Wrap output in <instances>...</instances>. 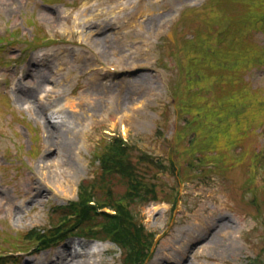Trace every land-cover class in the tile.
Instances as JSON below:
<instances>
[{"label":"rangeland","instance_id":"rangeland-1","mask_svg":"<svg viewBox=\"0 0 264 264\" xmlns=\"http://www.w3.org/2000/svg\"><path fill=\"white\" fill-rule=\"evenodd\" d=\"M3 1L0 0V3ZM16 1L20 5L19 12H31L30 15L39 22L45 19L47 24L44 27L48 33L66 40V43L53 46H37V52L63 49L69 63L56 76L61 84L57 99H46L43 105H39L33 102L36 103L34 97L40 74L21 73L25 58L11 59L13 65L7 67L3 66L5 60L2 59L0 247L6 252L13 248L20 250L14 252L18 261L6 259L3 264H50L69 244L77 252L84 247L89 251V246L102 249L98 264L121 263V254L114 245L79 239L72 236L74 230L63 242L37 254L30 253L32 249H28L31 247L27 244L28 240L9 236L16 231H21L20 236H24L30 228L44 226L46 221L57 224L60 219L53 218L56 216L54 208L81 197V193L77 192L79 182L85 183V186L92 185L94 194L90 192L88 199L96 200L97 193L103 194L101 199L105 197L106 191L98 188V182L107 186L108 183L100 177L98 163L92 154L105 142L103 133H119L128 139L133 147L132 156L145 151L151 159H161V169H154L156 177L148 180L154 186L148 184L145 195L146 199L155 201L121 205L125 212L131 209L136 222L143 226L147 240L155 237L145 264H150L152 260L166 264L168 258L179 264L264 262V176L257 174L252 177L253 168L264 174V168L255 166L259 152L257 144L264 146V68L259 66L258 72H255L256 68L248 71L252 74L249 78L252 87H258L256 92L259 97L255 98L252 92H248L247 97L242 89L239 98L233 97L230 101L222 95L232 91L224 84L237 86L239 81H230L231 75H225L224 83L217 80L229 68L228 61L222 60L212 69L214 79L210 77L212 81L206 84V88L211 94L215 92L219 96L216 99L210 95L209 103L204 102V116L210 118L214 114L215 118L222 117L224 127L222 120L213 124L212 130L222 129L220 137L215 138L213 133L217 131L213 132L206 125V136L190 149L187 141L192 130L183 127L182 117L193 109L194 104L196 110L202 111L204 89L202 82L197 81L193 85L192 80L185 82L179 77L180 72L186 74V69L176 70L175 61L179 59L176 58L173 43L176 39L177 47L189 45V41L180 38L181 28L187 29L184 35L188 34V37V32H195L204 25L203 22H215L213 27L221 28V19L250 8L249 16L254 17L246 16L243 42L232 56L234 70L240 73L248 69L253 55L258 56L256 51L264 48V0H247V4L234 8L232 12L213 8L198 14L191 13V19L181 20L178 24L175 22L179 13L187 6H199L204 0H58L59 3L48 6L40 5L48 4L44 0H28L26 5V0ZM60 14H67L68 19L58 21L53 18V15ZM16 15L19 16V13ZM10 18V13H0V19L8 21ZM214 18L221 19L216 21ZM16 20L20 23L19 17ZM33 22L30 20L27 24ZM52 23L58 26L54 28ZM9 24L14 26L12 21ZM86 30H90V36H87ZM15 34L22 36L18 31ZM198 36L201 45L205 36L202 32ZM25 38H28V32ZM90 42H96L98 47L94 50L95 55L89 53L90 48L85 46ZM210 43L209 50L202 52L198 50L200 45L191 46L198 53V62L210 64L221 60L216 55L222 49L215 46L214 38L210 39ZM20 47L3 54L17 55L22 52ZM107 62L121 65L124 70L115 74L103 71L100 80L108 85V90L101 95L88 89L93 86V75L88 71L95 70L97 63L104 65ZM43 72L46 73V70ZM207 79L201 78L203 81ZM16 83L30 89L28 102L13 96ZM177 85L181 87L179 92ZM40 86L49 87L46 83ZM24 103L36 107L27 109L29 105ZM219 103L223 105L222 109ZM62 105L64 108L57 119L53 111L57 112ZM226 107H233L234 112L227 111L228 115H225ZM42 110L54 117L47 120L48 127L43 126L40 119L45 118ZM193 112L190 111V114ZM233 113L242 117H234ZM200 118L195 120L200 122ZM56 119L60 122L54 123ZM26 124L35 128L34 131L37 129V133L31 135ZM260 133L261 138H256L255 134ZM230 139L236 141L229 143ZM231 148L237 149L235 154H240L238 158L229 152ZM30 149L38 152L29 154ZM228 153L234 160L229 158ZM198 158L211 168H201ZM213 160L220 161L221 167L212 169L209 163ZM3 166L9 168L4 170ZM199 169L205 171L200 172ZM179 174L184 178L177 185ZM68 183H71L69 187ZM119 183L112 185L116 195L126 192L124 185ZM172 187L179 191L180 199L176 203H166ZM193 237L195 239L190 240Z\"/></svg>","mask_w":264,"mask_h":264},{"label":"bare ground","instance_id":"bare-ground-1","mask_svg":"<svg viewBox=\"0 0 264 264\" xmlns=\"http://www.w3.org/2000/svg\"><path fill=\"white\" fill-rule=\"evenodd\" d=\"M1 10L3 12H7L10 9V4L8 3V0H5L4 2L0 3ZM53 18L55 20H66L68 19V16L66 14L62 15H53ZM42 21L46 22L45 19H42ZM56 25V24H55ZM58 26V25H56ZM81 31V30H80ZM90 30H86L87 36H90L89 34ZM83 30L81 31V33ZM85 36V34H84ZM104 42H106L105 37L103 38ZM85 46H88L90 48L89 53L92 55L94 54V50L97 49L98 47L96 46V42H90L89 44H85ZM102 48V45L100 46ZM63 49L55 50V51H50L46 52L43 54H32L29 57V64L27 71L28 72H35V74L39 76L38 81L39 85L37 87L36 91V96L34 97L35 102L34 104H39L43 105L44 100L49 99V100H56L57 97L59 96V87H60V81L59 79L56 78V76L60 73V71L63 69L64 66H66L69 62L67 60L66 54L62 51ZM80 57V55H79ZM75 62L78 61V58L74 60ZM97 68L95 70H89L88 72H91L93 75L92 79V84L93 86H90L88 89L92 90L96 93H100L101 95H105L107 90H108V85L103 82L101 79V76L98 74V69L101 66V63H97ZM43 70H46V73L43 72ZM87 72H84L83 74H86ZM41 83H46L49 87L47 88H41L40 84ZM68 85V83H66ZM30 94L31 91H22L18 96H16V99H25L23 102H28L27 98L29 96L27 94ZM22 96V97H21ZM62 111V107L55 112L56 114L55 118H59L58 115ZM42 115L45 117V120L52 119L54 117L51 116V114L47 113L46 110H42ZM48 118V119H47ZM53 121L54 123L60 122L59 120ZM47 122V121H46ZM71 185V183H68V187ZM195 239L194 237L191 238L190 240ZM74 247L71 248V245H66L65 248L60 252L59 256L56 257V259L51 262L50 264H98L99 259L98 255L102 249H92L89 246V251L85 249V247L82 249L81 252H77ZM181 261V260H180ZM164 263V262H163ZM26 264H29L26 262ZM39 264V263H38ZM150 264H160L157 262V260H152ZM166 264H179L173 259L168 258L166 261Z\"/></svg>","mask_w":264,"mask_h":264},{"label":"trees","instance_id":"trees-1","mask_svg":"<svg viewBox=\"0 0 264 264\" xmlns=\"http://www.w3.org/2000/svg\"><path fill=\"white\" fill-rule=\"evenodd\" d=\"M114 148L117 152V155L120 157L123 154V150L119 148L118 144H115ZM127 168H128V165L126 164L125 159L121 156L119 158V162L112 165V172L125 177L126 174L124 173V169H127ZM118 169H121V170H118ZM93 210H94V208H92L89 211L87 216L83 217V219L88 217L86 220H82V216L84 214V212H83L81 214V216L79 217L80 221L81 222L89 221V222H91V225L93 226L98 221V218H99L100 222L105 223V226L103 227V232L105 234H109V233L115 231L113 233V236L117 239V241H119L121 243V245L124 248H127V253H129L130 257L135 258V260H140L142 257V251L143 250L140 246L139 237L135 238V240L137 241V246H134L132 249H129V244L132 243L131 234L130 235L127 234L128 228H127L126 223H128V224L130 223L129 216H125V215L122 216L121 215L122 216L121 217V216H118L117 212L115 213V215H111V214L108 215V214L102 213L100 216H98L99 214L92 213ZM249 264H260V263H258L256 261H251Z\"/></svg>","mask_w":264,"mask_h":264}]
</instances>
